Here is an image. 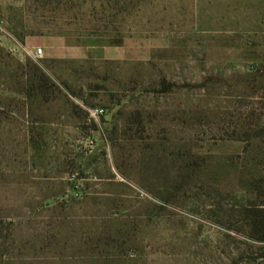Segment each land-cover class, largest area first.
Segmentation results:
<instances>
[{
	"label": "rangeland",
	"instance_id": "1",
	"mask_svg": "<svg viewBox=\"0 0 264 264\" xmlns=\"http://www.w3.org/2000/svg\"><path fill=\"white\" fill-rule=\"evenodd\" d=\"M263 179L264 0H0V264H264Z\"/></svg>",
	"mask_w": 264,
	"mask_h": 264
},
{
	"label": "trees",
	"instance_id": "2",
	"mask_svg": "<svg viewBox=\"0 0 264 264\" xmlns=\"http://www.w3.org/2000/svg\"><path fill=\"white\" fill-rule=\"evenodd\" d=\"M262 182H260V184L257 186V188L260 190V189H262L263 188V181H264V179L263 180H261ZM261 206H264V203H262L261 204ZM257 209H262V208H257ZM251 215H252V213H251ZM253 216L255 217V218H257V219H259V220H255L254 221V224L256 225H261L262 226V228H264V210H254V212H253ZM261 239V241H264V236H262V238H260ZM261 257H264V251L262 252V254H261Z\"/></svg>",
	"mask_w": 264,
	"mask_h": 264
},
{
	"label": "built area",
	"instance_id": "3",
	"mask_svg": "<svg viewBox=\"0 0 264 264\" xmlns=\"http://www.w3.org/2000/svg\"><path fill=\"white\" fill-rule=\"evenodd\" d=\"M43 53V49L42 48H39L36 52V55L37 56H40L41 54Z\"/></svg>",
	"mask_w": 264,
	"mask_h": 264
}]
</instances>
